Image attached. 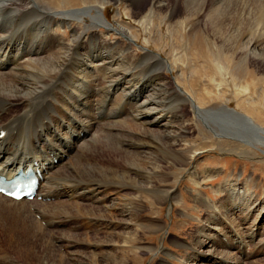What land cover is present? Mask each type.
I'll return each instance as SVG.
<instances>
[{"label": "bare ground", "instance_id": "bare-ground-1", "mask_svg": "<svg viewBox=\"0 0 264 264\" xmlns=\"http://www.w3.org/2000/svg\"><path fill=\"white\" fill-rule=\"evenodd\" d=\"M143 1L134 0L137 7H141ZM220 2L176 0L172 13L175 14L178 5H182L190 17L191 7L200 9V16L209 20L206 29L217 41L213 48H209L211 58L208 57L202 64L206 72L202 79L208 82L199 92L200 97L203 98L204 94L207 99H203L208 101L198 103L193 92L181 87L180 80L186 76L193 77L194 83L196 71L193 59L189 60L192 58L189 50L179 52L181 41L183 43L192 32L187 23L183 24L185 31L184 28L174 31L180 37V43L175 48L169 38L164 41L165 30L161 26L155 27L154 11L141 21V28L134 32L117 20L113 23L109 21L105 16V8L96 1L78 6L68 3L65 10L52 12L37 0H0V175L13 177L19 170H33L42 174L38 195L33 201L23 199L18 202L0 195V224L8 229L5 230L6 236L15 232H23L24 236L25 233L31 234V223L39 225L36 234H44L41 223L35 219L36 215H40L49 228H54L64 214H69L71 207L78 208L80 204L77 198L83 196L94 203L105 201L102 186L119 183V178L124 177L134 188L132 198L121 199V205L112 200L110 203L105 201V207L97 208L99 215H108L115 222L111 223L113 225L108 224L110 234L104 241H95L94 249H101L98 259L105 260L104 264L115 263L118 251H131L135 233L126 231L142 221L137 220L141 217L139 210L147 206V201L152 202V197L158 200L176 199L170 192H165L164 196V191L153 183L159 177L170 175L164 173L160 160L176 166L191 164L184 154L187 146H192L191 142L184 140L183 151L177 148L180 141L188 137L184 125L190 121L189 107L193 109L191 113L197 123L208 134L264 152V127L253 118L222 103L211 108L202 107L210 103L211 99L218 101L226 95L225 84L217 81V77L228 71L218 59L225 46L230 47L233 55L243 50L254 52L259 49L258 46L251 49V40H246V36L241 38L219 20ZM200 4L201 7L196 8ZM57 27L65 30L69 28L71 40L65 35L54 33ZM141 29L147 39L144 46H140L141 52L137 53L134 46L143 34ZM102 34L121 35L129 43L121 39L107 40ZM155 35L160 45L152 40ZM207 35L208 32L202 30L200 36L204 38ZM187 44L188 47L192 46V42ZM151 45L156 51L149 49ZM166 51L168 56L164 58L162 54ZM262 53L264 55V51ZM211 63L213 74L209 75L207 72ZM167 71L179 72L172 85ZM234 79L233 88L241 91L244 88L242 83ZM175 101L178 103L173 109ZM226 117L230 119L227 123L233 131L237 130L239 134L224 136L221 125L225 124ZM214 118L220 121L214 123ZM235 125H241L243 129L239 126L235 128ZM213 136H209V140ZM214 146L212 141L206 142L197 149V154ZM224 146L219 143L220 148ZM105 149L117 151L121 155L117 168L90 163L93 155ZM166 168L171 171L172 166ZM189 174L198 186L199 183L205 185L206 178L199 175L195 168L193 171L192 167ZM67 181L71 185H67ZM92 182H98L99 185ZM230 185L217 187V192L232 196L231 204L228 202L223 208L234 205L231 208L232 216L241 210H247L249 214L258 201H254L255 204L249 209L246 205L251 206L255 196L248 197L244 190L234 186V182ZM70 198L76 201L69 203ZM49 199H54V203L48 202ZM213 208L216 212H222L221 207ZM116 213L123 222L118 220ZM260 217L259 214L257 220ZM218 221L214 218L210 222L212 226L206 224L201 236L207 241L195 243L194 254L185 264H264V260L252 259L248 251L249 244L264 246V235L258 230L248 234L246 227L240 228L241 232L238 229L233 230L235 234L224 235L223 225ZM242 221L245 224L247 219ZM252 257H256L254 253ZM98 259L95 264H101Z\"/></svg>", "mask_w": 264, "mask_h": 264}, {"label": "rangeland", "instance_id": "rangeland-1", "mask_svg": "<svg viewBox=\"0 0 264 264\" xmlns=\"http://www.w3.org/2000/svg\"><path fill=\"white\" fill-rule=\"evenodd\" d=\"M37 1L40 5L49 7V9L53 10L52 12L65 10L68 3H76L78 6L86 2L96 1L100 3V6L103 5L105 8V16L109 21L113 23L117 20L119 23L124 24V26L132 28L134 32H137L141 28V21L145 17H149L151 12L154 11L155 15L153 20L155 27L161 26V28L165 30L163 32L165 36L164 41L169 38L168 40H171V43L174 42L175 48L177 47V43H180V37H178L174 31L180 28H184L183 31H185L186 28L183 24L187 23L192 32L186 37V41L184 40L183 43L181 41L179 52L183 53L189 50V55L192 57L189 60L193 59V66L196 71H194V83H192L193 77L188 78V76H186L184 80L183 78L180 79L181 87H184L187 91L193 92L194 98L198 103H200V101L202 103H207L208 100L203 99L204 97L207 99L206 95L203 94L202 98L199 92L201 90L200 88L208 82L207 79H202L204 74H206V72L203 71L202 64L205 59L210 57L209 48H213V45L217 44V41L213 38L212 33H209L208 29H206L207 25H209V20L200 16V12H198L201 11L200 9L191 7L190 10L192 15L190 17L189 14L185 12L182 5H178L175 14H172L174 12L173 9H175L176 0H144L145 2H142L141 7L140 5L137 7L134 0H122L121 2L112 0ZM197 2L198 0H195V3ZM219 5H221V10H218L220 14L219 20L225 23L226 28L232 32L236 31L235 33L241 38L246 36V40H251V49L254 48L253 46H258L259 49L254 52L252 50H243L237 55H233L230 51V47L225 46L224 50L218 56L219 58H217L228 71H225V75L222 74L217 77V81L218 83L225 84L227 91L226 95L218 101H214L213 98L210 103L202 107L203 109L211 108L216 105H221L222 103L243 115H248L253 118L256 123L264 127V55L262 53L264 51V0H221ZM198 7H201V4L200 6H196V8ZM215 7H217V5H215ZM85 19L89 20V18ZM81 26L83 27L84 24H81ZM202 30L208 32L207 37L203 38L200 36ZM141 31L143 34L138 39L137 45L134 46L137 53L141 52L140 46L143 47L144 41L147 39L146 33L144 34L142 29ZM54 33L65 35L69 40H71L72 37V32L69 28L65 30L62 27H57ZM102 36L107 40L112 39L116 41L121 39L124 43H129V41L121 35L107 36L102 34ZM157 38L158 37L155 35L152 40H156L157 44L160 45L161 42L158 41ZM158 42H160V44ZM190 42H192V46L188 47L187 43ZM150 48L156 51L154 46L151 45L149 46V49ZM166 49L169 50V48ZM167 52L168 51L162 54L164 58L168 56ZM208 73L209 75L213 74V63H211V68L208 70L207 74ZM166 74L172 85L174 84L175 78L179 75V72L172 73L167 71ZM234 78L238 79L239 84L242 83L244 88H241V91H235L233 88ZM177 103L176 101L175 103L173 102V109ZM198 103L196 104L198 105ZM188 110L191 115L189 118L190 121L184 125L188 137L180 141V145L177 146V148L183 151L185 149V145H183L185 143L184 140L191 142L192 146H187L188 148L184 150V154L188 157L191 164L176 166L165 164L160 160V165H163L164 173L170 175H164L162 178L159 177L157 180L155 179L153 183L154 186L160 187V189L164 191V196H166L165 192H170L176 199L158 200L152 197V202L147 201V206L139 210L141 217L137 219L143 222L139 221L140 223L134 224V226L126 231L127 233H135L132 249L128 247L131 251L127 249V253L118 251V253L115 254L117 256V261L113 264H185L194 254L195 243L197 241L201 243L207 241L201 234L214 218L216 220L219 219L222 223V233L224 235H232L234 231L238 229L240 231L245 227V231H248V234H250V232H257L256 230H258L261 235H264V152L254 147H245V145L231 139H220L208 134L192 115L191 111L193 112V109L189 107ZM228 117L224 119L225 124L221 125L224 136L239 134L240 132L237 130L233 131L232 126L227 123V120H230ZM217 120L220 121L219 119ZM217 120L214 118V123H216ZM236 126H239L241 130L243 129L241 125H235V128H237ZM209 136H213V139L209 140ZM211 141L212 144L216 146L210 147L203 153L197 154L198 148H201L204 143H210ZM219 143L225 144L224 148H220ZM101 152L97 154L98 156L93 155V159H91L90 163L117 168L118 162L121 161V155L117 151L110 152L109 150L106 151V149ZM169 166H172L171 171L166 168ZM192 167L193 171L195 168L197 172H199V175L206 178L205 185L199 183L198 186L193 181V177H191L193 173L189 174ZM207 170L211 172L209 171V173L206 174ZM119 180V183L101 185L103 187L102 190H104L102 196L107 203L113 201V203L121 205V199L125 200L127 198L130 200V198H132V194L134 193L132 185L125 181L124 177L119 178ZM98 182H92V184L99 185ZM230 182H234V186H237L239 190H244L245 195L248 197L252 195L255 196V199L252 200L253 204L251 206L246 205L247 209H249L255 204L254 201H258V204L251 209V214H248L247 210H241L242 213L238 212L232 216L233 209L231 208H233L234 205L225 207V209L223 208V205L228 204V202L231 204L230 200L232 196L228 193L217 192V187L225 184L231 187L232 185H230ZM66 183H68L67 185H71L68 181ZM82 197L83 196L79 197L80 199H76L78 204H80L77 206L78 208H76V206L71 207L68 212L69 214H64L65 217L62 216V218L56 222L59 225L56 224L54 228L53 226L49 228L47 222L42 221L40 215H36L35 219L39 224L41 223L40 228L44 231V234L40 232L36 234L37 226L39 227V225H32L31 223V234H28L29 238L26 233L24 236L23 232H21L22 234L15 232L17 235L14 237H12L15 235L14 233L13 235L12 233H8V237L5 231L8 229L3 224H0V228H2L0 229V246L3 250L0 252V264L97 263L98 256L102 251L100 248L99 251L94 249L95 241H104L111 232L108 224L110 223V225H113L111 223L115 221L112 220L110 216L102 215L101 213L99 215V211L97 212V208H103V205L105 207V201L94 203L92 200L89 201ZM76 200L72 201L70 198L69 203H74ZM38 201H41V199H38ZM53 201L55 200H48V202L54 203ZM213 207H221L222 212H216ZM90 210H92V212ZM32 211L34 213L35 209L33 208ZM93 213H95L96 216ZM245 213L249 217H247ZM259 214L261 217L257 220ZM116 217L119 218L118 215ZM246 219L247 221L244 224L242 220ZM118 220L123 222L122 217ZM256 220L257 222L260 221V223L258 224ZM129 221L134 223L133 220ZM210 224L212 226L213 223ZM258 245L259 244H249V254L253 256L254 253L256 257L253 258L249 256L252 259L263 261L264 254L262 252H264V246L263 244ZM3 246L5 248H3ZM104 250H107V248H104ZM243 257L244 256H242V259ZM98 260L101 264L105 263L103 259Z\"/></svg>", "mask_w": 264, "mask_h": 264}]
</instances>
